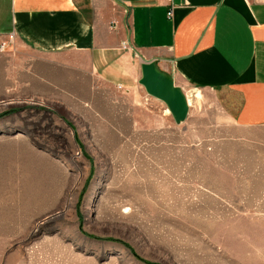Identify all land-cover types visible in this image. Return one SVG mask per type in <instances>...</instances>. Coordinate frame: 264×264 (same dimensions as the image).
Segmentation results:
<instances>
[{"label":"rangeland","instance_id":"1","mask_svg":"<svg viewBox=\"0 0 264 264\" xmlns=\"http://www.w3.org/2000/svg\"><path fill=\"white\" fill-rule=\"evenodd\" d=\"M138 86L0 51V264H264V122Z\"/></svg>","mask_w":264,"mask_h":264},{"label":"crops","instance_id":"2","mask_svg":"<svg viewBox=\"0 0 264 264\" xmlns=\"http://www.w3.org/2000/svg\"><path fill=\"white\" fill-rule=\"evenodd\" d=\"M8 36L40 56L75 54L126 90L154 60L188 102L207 95L235 124L264 122V0H0Z\"/></svg>","mask_w":264,"mask_h":264},{"label":"water","instance_id":"3","mask_svg":"<svg viewBox=\"0 0 264 264\" xmlns=\"http://www.w3.org/2000/svg\"><path fill=\"white\" fill-rule=\"evenodd\" d=\"M140 84L145 93L165 103L173 120L177 123L185 118L187 102L180 91L174 85L171 77L158 69L154 60H140Z\"/></svg>","mask_w":264,"mask_h":264},{"label":"built area","instance_id":"4","mask_svg":"<svg viewBox=\"0 0 264 264\" xmlns=\"http://www.w3.org/2000/svg\"><path fill=\"white\" fill-rule=\"evenodd\" d=\"M169 3H170V0H167ZM171 14V12H170V10H168L167 11V15H170ZM9 38H8V40H6L7 42L9 41V42H11V37L12 36H8ZM7 42H4V40H2V41H0V51H3L4 50V48H5V46L7 45ZM123 46H124V44H122Z\"/></svg>","mask_w":264,"mask_h":264}]
</instances>
